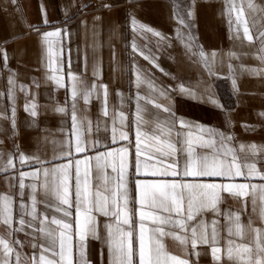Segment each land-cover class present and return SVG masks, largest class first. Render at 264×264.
I'll return each mask as SVG.
<instances>
[{"label": "snow or ice", "instance_id": "obj_1", "mask_svg": "<svg viewBox=\"0 0 264 264\" xmlns=\"http://www.w3.org/2000/svg\"><path fill=\"white\" fill-rule=\"evenodd\" d=\"M11 2L17 4V0ZM172 3L174 8L180 7L177 0ZM223 3L229 30L235 28L239 34L242 28L245 39L258 42L256 59L264 65V3ZM194 8L195 0H191L184 9L187 20L178 16L179 23L188 29L190 43L185 48L195 46L198 52L192 55L200 58L195 62H203L209 74L220 78L216 68L224 67L223 58L217 60L214 51L206 56L195 44ZM41 17V23L50 27L43 6ZM249 17L256 28L254 33ZM132 24L134 30L153 32L135 19ZM30 27L47 45L48 67L60 72L59 48L67 30L40 33L39 25ZM153 34L160 36L158 32ZM132 48L137 51L135 43ZM243 55L247 53L229 52V61ZM0 58L5 62L8 59L3 49ZM227 67L224 78L230 79L234 94L239 93V74L264 77V67L246 68L241 64L239 74L230 62ZM99 72L93 65V76ZM68 76L72 81L71 104L66 99L63 106L51 109L70 120L67 132L61 129L64 138L53 141L58 145L53 158L22 152L17 157L0 149V184L4 185L0 190V264H92L88 257L91 241L101 245L102 264H200V257L208 255L212 264H264V183H253L254 179L264 181V145L241 143L234 147V133L190 121L174 110L175 96H186L225 111L226 127L233 128L231 111L214 93L205 89L198 94L184 87L171 93L160 89V97L167 101L161 104L150 94L141 95L144 80L137 69L133 120L123 111L117 116L114 107L110 115L107 85L89 86L71 72ZM47 79L58 86L61 83L57 75ZM33 83L39 87L38 81ZM9 85H13L11 78ZM149 88L156 91L150 81ZM101 90L100 115L93 122L79 101L87 106L93 95L100 99ZM8 94L12 95V87ZM116 95L123 100V93L117 91ZM37 107L34 100L25 104L32 117L38 115ZM161 109L167 114L163 118ZM12 112L14 117L15 109ZM259 115L264 117V112ZM101 117L111 120V129L108 120ZM0 118L7 117L0 114ZM11 124L15 135L14 118ZM242 127L255 131L254 126ZM14 159L19 160L20 168ZM26 165L34 170H21ZM107 169H111V175ZM227 198L234 204L228 205ZM19 233L24 234V240L18 238ZM25 247L32 253L22 259Z\"/></svg>", "mask_w": 264, "mask_h": 264}, {"label": "crops", "instance_id": "obj_2", "mask_svg": "<svg viewBox=\"0 0 264 264\" xmlns=\"http://www.w3.org/2000/svg\"><path fill=\"white\" fill-rule=\"evenodd\" d=\"M190 2L191 0H177L180 7L174 8L172 0H17L15 5L11 0H0V49L8 57L6 62L0 58V93H3L0 95V114L7 117L0 118V140H3L0 149L5 153H15L17 157L22 152L29 156L38 154L45 159L53 158L58 150V145L53 141L64 138L65 134L61 133V129L66 133L70 120L51 109L55 105L63 106L66 99L71 104L72 81L68 76L69 72L86 81L89 86L93 83L98 86L107 85L110 115L114 107L117 116L123 111L126 117L130 116L134 120L137 69L141 70L144 80L139 89L141 95L150 94L153 100L166 105L167 101L159 95L160 89L171 93L173 89L184 87L198 94L208 89L220 104L231 111L233 128L226 127L225 111L186 96H175L174 110L177 115L234 133V147L238 148L241 143L264 145V117L259 115L264 112V77L249 75L247 72L239 74L241 64L246 68L264 67L256 59L259 43H251L245 39L242 28L239 34L235 28L229 30L223 0H195V44L204 50L206 56L214 51L217 53V60H224V67L216 68L220 78L209 74L203 62H195L200 60L198 54L192 55V52H198L197 48H185V44L190 43L187 39L188 29L179 23L178 16H185L187 20L184 9ZM256 2L264 3V0ZM42 6L50 27L41 23ZM133 19L150 27L153 32L160 33V36L153 32L134 30ZM249 21L250 31L254 33L256 28L251 26V17ZM31 25H39L40 33L57 28L67 30L59 48L60 72H53L48 67L47 45ZM133 43L137 46V51L133 50ZM55 50L57 49L54 48ZM229 52L247 55L229 61ZM144 56L149 59L145 60ZM229 62L239 74L238 94H234L230 79L224 78L228 74ZM93 65L100 69L97 77L93 76ZM12 73L15 75H11ZM53 75L61 78L59 86L56 81L47 79ZM10 78L13 80L11 86ZM33 81H38L39 87ZM149 81L156 91L149 88ZM22 85L24 91H21ZM9 87H12V95L8 94ZM117 91L123 93V100L116 95ZM129 96L132 97L131 100L128 99ZM102 99L101 90L100 99L93 95L87 106L83 105L82 100L79 101V105L87 109L93 122L100 115ZM33 100L38 106L36 117L25 110V104ZM147 107L152 109L153 106ZM160 111L162 113V109ZM166 115L162 113L161 118ZM13 118L15 135L11 124ZM101 119L108 120L111 129V120L107 117ZM242 124L254 126L255 131H245ZM132 136L134 139V131ZM14 164L17 168L21 167L18 159H14ZM259 166L257 164L258 168ZM21 170L34 169L26 165ZM106 172L111 175V169ZM253 183L264 181L254 179ZM3 188L4 185L0 184V190ZM227 204L233 205L234 202L227 198ZM18 238L24 240V234L19 233ZM100 247L98 241H91L88 245V257L92 264H102ZM170 247L175 251L171 244ZM31 253L32 250L28 247L23 248L22 259L26 258L25 254ZM200 264H212L211 256H201Z\"/></svg>", "mask_w": 264, "mask_h": 264}]
</instances>
